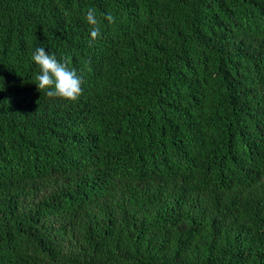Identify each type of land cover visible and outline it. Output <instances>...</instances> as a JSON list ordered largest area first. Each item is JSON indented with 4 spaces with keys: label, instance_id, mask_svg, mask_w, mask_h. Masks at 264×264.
Returning a JSON list of instances; mask_svg holds the SVG:
<instances>
[{
    "label": "trees",
    "instance_id": "1",
    "mask_svg": "<svg viewBox=\"0 0 264 264\" xmlns=\"http://www.w3.org/2000/svg\"><path fill=\"white\" fill-rule=\"evenodd\" d=\"M0 77V264H264V0H0Z\"/></svg>",
    "mask_w": 264,
    "mask_h": 264
},
{
    "label": "clouds",
    "instance_id": "2",
    "mask_svg": "<svg viewBox=\"0 0 264 264\" xmlns=\"http://www.w3.org/2000/svg\"><path fill=\"white\" fill-rule=\"evenodd\" d=\"M105 19L114 23L115 18L109 13ZM91 27V39L100 36V22L96 18V9L89 8L85 16ZM39 69L35 76L38 91L45 92L48 97L75 102L82 94V79L75 69L69 67L70 61L58 60L54 53L49 54L44 47H38L31 57ZM0 79H3L0 77Z\"/></svg>",
    "mask_w": 264,
    "mask_h": 264
}]
</instances>
